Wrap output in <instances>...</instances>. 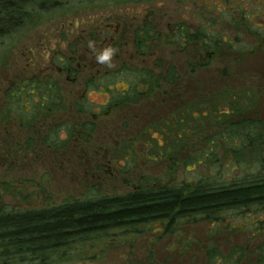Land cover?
Wrapping results in <instances>:
<instances>
[{
	"label": "rangeland",
	"instance_id": "rangeland-1",
	"mask_svg": "<svg viewBox=\"0 0 264 264\" xmlns=\"http://www.w3.org/2000/svg\"><path fill=\"white\" fill-rule=\"evenodd\" d=\"M235 2L234 7L240 3L246 10L250 22L232 28L229 34L233 46L223 45L210 57L201 48H180L171 37L176 25H199L203 3L196 8L178 0H60L48 1L42 10H31L20 28L0 38V106L15 82L37 79L38 74L49 71L61 84L66 110L82 97L98 104L110 99V94L84 86L90 77L104 71L111 75L125 71L127 75L130 69L151 70L159 75L175 65L181 81L173 88L152 89L140 102L113 109L98 120L91 114L81 115L80 122H94V131L86 141L73 140L59 152L40 142L39 120L21 128L0 115L3 203L24 210L41 208L80 198L89 186L100 193L126 194L166 174L182 180L185 175L177 170L180 158L171 155L177 143L186 152L193 143L230 121L253 118L264 123V0ZM211 3L221 7L219 2ZM238 13L233 18L239 22ZM256 26L262 35L254 34L252 28ZM102 27L114 34L104 33ZM142 28L147 32H143L139 49L133 34ZM95 31L102 38L100 44L93 41ZM108 47L114 55L101 64L97 56ZM62 54L74 66L81 65L78 75L66 76L51 69L55 67L53 56ZM123 77L116 83L119 90L127 88V78ZM206 106L218 111H203ZM183 110L185 119L180 123L177 115ZM74 114H51L44 126H51L53 121L68 122L66 118ZM192 114L199 119H193ZM177 131L183 134L181 139ZM166 146L169 154L156 161L155 154ZM262 148L264 155V143ZM246 157L252 155L248 152ZM128 164L132 169L125 173ZM201 170L209 174L206 166ZM149 229L139 235L113 230L94 236L72 249L68 264H203L204 251L212 241L226 254L233 252L235 258L242 254L247 261L255 248L237 232L211 231L207 226L183 227L174 236L158 232V222L149 224Z\"/></svg>",
	"mask_w": 264,
	"mask_h": 264
},
{
	"label": "trees",
	"instance_id": "trees-1",
	"mask_svg": "<svg viewBox=\"0 0 264 264\" xmlns=\"http://www.w3.org/2000/svg\"><path fill=\"white\" fill-rule=\"evenodd\" d=\"M48 1L60 0H0V38L20 28L32 14L31 10H42ZM178 1L192 3L196 8L203 3L198 14V27L194 29L191 25L180 24L177 28L172 40L180 48H201L207 55L214 54L223 45L233 46L231 38L225 36L232 28L250 22L249 14L240 3L234 7L235 1L244 0ZM210 2H219L221 7L216 3L209 5ZM238 10L239 22L233 18ZM216 30H220V34ZM252 31L262 35L258 26ZM131 72L127 88L123 90H119L116 84L121 75H109L106 92L110 94V99L103 111L134 105L152 89L169 88L181 80L176 66L165 69L159 75L151 70L148 73L141 70ZM28 99L33 112L40 110L44 104L46 109H59L56 101H37L31 92ZM15 104L20 120H23L22 116L28 115L23 109L27 103L18 100ZM97 106L84 100L77 104L76 109L80 113L92 114L95 119ZM198 110L201 115V109ZM205 110L208 113L218 111L216 107L207 109V106ZM177 117L180 123L184 122L183 114ZM192 118L199 119L195 115ZM63 125L69 138L60 141L58 134H61ZM82 127L94 130V125L87 122ZM69 129L68 123H62L51 130L43 142L53 152H59L65 145L63 142L71 140ZM180 132L188 138L185 129L181 128ZM180 132L176 134L179 139L183 137ZM80 135L77 132V136ZM32 143L28 141L29 145ZM263 143L264 123L259 119L242 118L220 125L214 134L196 141L186 152L181 151L180 143H177L176 150L171 149L172 157L180 158L178 169H182L185 175L181 181L157 178L150 181L147 187L126 194L100 193L96 187L89 186L80 198L25 210L4 204L0 193V264H68L72 249L94 236L113 230L139 235L150 231L149 224L153 222L161 225L158 232L163 230L165 235L170 236L179 234L183 227L198 226H207L211 231L237 232L244 236L247 243L254 245L251 254L257 255L259 263L264 264ZM168 147L156 154L158 160L169 154ZM248 152L252 157H246ZM205 166L209 174L201 170ZM131 169L128 164L124 172L129 173ZM225 169L229 171L225 172ZM205 254L206 264H233L230 255L218 245H207Z\"/></svg>",
	"mask_w": 264,
	"mask_h": 264
},
{
	"label": "flooded vegetation",
	"instance_id": "flooded-vegetation-1",
	"mask_svg": "<svg viewBox=\"0 0 264 264\" xmlns=\"http://www.w3.org/2000/svg\"><path fill=\"white\" fill-rule=\"evenodd\" d=\"M95 1H104V2H106V1H109V0H95ZM233 16H234V14H233ZM178 27H179V25H176L175 27H173L171 29V37L172 38L174 36H176V34H177L176 30H177ZM195 27H198V25L195 26ZM195 27H193V28L195 29ZM102 30L106 34H114V32L110 33L109 29H105V28L102 27ZM98 32L99 31H95V38L93 39V41L96 44H100L101 41H102V38H101V40L99 38L100 35H99ZM117 32H121V30L117 31ZM143 32L146 34L147 30L146 29L143 30V28H142V31H141V29H137V30H135V34H133V37H135V38H133V42H134V44H136V47L139 48V49H140V46H141V43H142ZM215 32L217 34H220V30H216ZM225 36H229L231 38V35L229 33L227 35H225ZM172 43H173V41H172ZM138 44H140V45L137 46ZM183 48H185V47L183 46L182 49ZM213 53H215V52H213ZM208 56L210 57L211 54H209ZM52 60H54L55 67H53L51 69L52 70H57L58 74L66 73L67 74L66 76H70L71 74L76 76V75H78L79 70H81V65L80 64H77L76 66H74L75 63L73 61H71L70 58H66L63 54L62 55H58V56H53ZM171 66H175V65H171ZM171 66H169V67H171ZM169 67H167V68H169ZM132 68H134V67H132ZM129 71L130 72L131 71L135 72L136 70L130 69ZM109 73H110L109 71H104V72H101L99 75H95L94 77H90L86 81L84 86H88L90 88L99 89V90H101L103 92H106V85L108 84L109 75H110ZM115 74H117V75L120 74L121 75L120 78H124L123 76H125V78L128 79V77L132 74V72L130 74L126 75L125 71L121 72V73L118 71V73H115ZM52 75H53L52 72L49 71V73H46L45 75H42V74L39 75L38 74L37 79H25L24 78V79H21L18 82H15L6 92V100L4 98V101H3L2 105L0 106V115L1 116L4 115L6 117L5 121L13 120V121L17 122L21 126V128L25 127V125H27V124L33 123V121H35V120H39L38 123H39V125H41V127H40L41 129H39L40 133L38 132L37 134H39L38 137L40 139V142L47 148H49V146H46L45 142H43V139L45 138V136L48 133H50L51 130L53 131L57 127L61 126L62 123H68L69 127H70L69 131L72 132L71 140L68 141V142H63V144H65L63 149L61 150V151H63V150L67 149L69 143H72L73 140H76V142H78L79 140L80 141H86L87 139H89V137H88L89 132H93L94 130L91 131V130L83 128L82 126L86 122L90 123L91 125H94V122H91V121L90 122L89 121H83V122L81 121L80 122V118L79 117L81 115L85 116V115H89V114L80 113L76 109V106H77L78 103H80V102H82L84 100H89L88 98L82 97V99L80 101L74 103V106L72 108L66 110L65 104H64V98H63V92H62L61 84ZM127 79L125 81L126 84L128 82ZM176 85H174V86H176ZM30 86H31V88H30ZM174 86H172V88ZM16 87H19L20 90L17 89ZM29 92H31V94L36 98L37 101H39V100H43L44 102H46V101L47 102L48 101H56V103H59L57 108H59L60 110L59 109H53V110L46 109V108H44L45 107V104H44V105L41 106L40 110H36L35 112H33V109L29 107V103H28L29 102V99H28ZM106 94H107V92H106ZM148 94H149V92L147 93V95ZM18 100H22V101L27 103L26 105H24L23 109L25 110V112H27L28 115L27 116H25V115L22 116L23 120H20V116L18 115V111H17V108L15 106V103H17ZM108 101L105 104L96 103L98 106L96 108L97 111L94 113L95 114V116H94L95 119L98 120L100 118V116L109 113L108 110L107 111H103L104 107L108 105ZM61 102H62L63 105H61ZM71 111L74 112L75 114H74V116H71V118H66L68 122L63 121V120L62 121H58V122H54L53 121L51 126H49V125L44 126L45 125V120H47L51 116V114H54L53 117H57L58 115L62 114L63 112L66 113V112H71ZM180 113L184 115V113H186V112H184V110H183V111H180L178 114H180ZM43 127L45 128L44 131L42 130ZM74 128H79V130H74ZM94 129H95V125H94ZM60 132H61V134H58V135H60L58 137V139L60 141L68 140L69 137H68V132H67V129H66L65 125L62 126V129H61ZM77 132H79L81 135L84 133L85 137L82 138L81 135L77 136ZM161 159L162 158L160 157L159 160H161ZM156 161H158L157 158H156ZM178 168H177V170H180ZM174 178L177 179L176 175H174V176L169 175L168 176V174H166L164 176V178H158V179H164V180L165 179L166 180L169 179V180H172ZM184 178H185V176H184ZM154 179H157V178H154ZM177 181H181V180L177 179ZM135 190H137V189H135ZM210 243L216 245L213 241L210 242ZM210 243H208L207 245H209ZM227 255H230V257L232 258L231 262L233 264H239L241 262H250V260H251V263H253V264H262V263H259L257 255H252L251 254L252 259H249L247 261H246L245 257L242 254L238 258L234 257L235 254H227ZM203 256L204 257L202 259V263L206 264L207 255L204 254Z\"/></svg>",
	"mask_w": 264,
	"mask_h": 264
},
{
	"label": "clouds",
	"instance_id": "clouds-1",
	"mask_svg": "<svg viewBox=\"0 0 264 264\" xmlns=\"http://www.w3.org/2000/svg\"><path fill=\"white\" fill-rule=\"evenodd\" d=\"M89 47L92 48L91 42L89 43ZM113 55H114V50L111 47L105 48L103 53L97 56V61L103 64L105 62H108Z\"/></svg>",
	"mask_w": 264,
	"mask_h": 264
}]
</instances>
